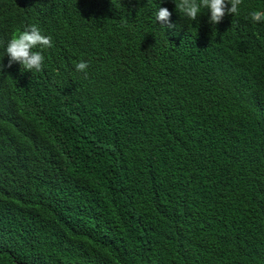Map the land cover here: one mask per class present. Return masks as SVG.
Here are the masks:
<instances>
[{
  "label": "trees",
  "instance_id": "obj_1",
  "mask_svg": "<svg viewBox=\"0 0 264 264\" xmlns=\"http://www.w3.org/2000/svg\"><path fill=\"white\" fill-rule=\"evenodd\" d=\"M254 10L212 25L174 0H0V264H264ZM33 24L42 69L8 68Z\"/></svg>",
  "mask_w": 264,
  "mask_h": 264
},
{
  "label": "clouds",
  "instance_id": "obj_2",
  "mask_svg": "<svg viewBox=\"0 0 264 264\" xmlns=\"http://www.w3.org/2000/svg\"><path fill=\"white\" fill-rule=\"evenodd\" d=\"M175 10L188 21H196L202 14L210 13L209 23L219 24L225 15H238L243 0H174ZM230 5V7H228ZM172 12L165 7H159L155 14L156 22L164 29H174L176 25L171 23ZM249 18L253 23L264 22V11L254 10L249 13ZM52 37L43 34L42 30L35 24L27 26L23 31L15 33L8 41L5 54L8 56L7 67L13 64H20L24 71H40L45 57L43 49L51 48ZM39 47L40 51H34ZM4 54V55H5ZM3 58H0L2 61ZM89 64L80 61L75 64L77 72L85 73ZM4 65L0 62V73L3 72Z\"/></svg>",
  "mask_w": 264,
  "mask_h": 264
}]
</instances>
